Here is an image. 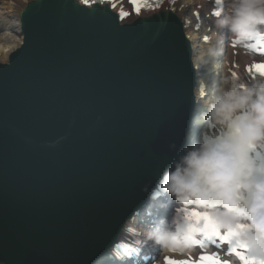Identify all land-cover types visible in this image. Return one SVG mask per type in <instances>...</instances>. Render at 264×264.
Masks as SVG:
<instances>
[{
    "label": "water",
    "instance_id": "1",
    "mask_svg": "<svg viewBox=\"0 0 264 264\" xmlns=\"http://www.w3.org/2000/svg\"><path fill=\"white\" fill-rule=\"evenodd\" d=\"M21 21L0 63V264H99L185 155L190 44L171 12L122 25L36 0Z\"/></svg>",
    "mask_w": 264,
    "mask_h": 264
},
{
    "label": "clouds",
    "instance_id": "2",
    "mask_svg": "<svg viewBox=\"0 0 264 264\" xmlns=\"http://www.w3.org/2000/svg\"><path fill=\"white\" fill-rule=\"evenodd\" d=\"M221 2L225 11L218 26L236 40L243 44L264 33V0ZM0 47H8L2 35ZM222 54L215 48L209 52L212 58ZM207 107L202 142L161 174L152 198L165 193L190 202L210 213L221 228L236 230L251 255L264 258V81L247 90L235 83L220 87ZM189 224L161 220L146 238L166 251L184 252L192 246Z\"/></svg>",
    "mask_w": 264,
    "mask_h": 264
},
{
    "label": "bare ground",
    "instance_id": "3",
    "mask_svg": "<svg viewBox=\"0 0 264 264\" xmlns=\"http://www.w3.org/2000/svg\"><path fill=\"white\" fill-rule=\"evenodd\" d=\"M30 1L31 0H0V35L6 37L8 45L7 49L0 47V61H4L0 63H6L9 59V52L11 55L23 42L21 12H23ZM79 3L83 4L81 0ZM104 3L105 2H102V4ZM114 3L115 12H128V9H130L126 5L125 0H114ZM212 6L213 5L210 2L204 0L201 2L198 10L199 12H196L195 9L198 7L196 0H174L167 8L184 20V25H186L184 33L188 37L187 40L190 44L192 53V63L196 68V103L189 124L190 128H188L186 135L187 144L183 149L185 154L188 150L192 149L194 145L202 142V136L207 130L203 121V114L208 111L207 105L211 102V99L218 88L230 86L234 81L241 90H247V88L254 82L261 81V79L255 77V75L249 70L250 68L252 69V61L258 60L255 58L256 56L248 52L245 55V52L240 51L239 49L235 50L232 47V45L236 43V39L233 35L231 34L229 36V41H224L225 38L219 36L215 30L216 25H218L216 23L218 22L208 16L205 17L204 12L206 13L207 9ZM156 14H158V12L149 15L150 17H153ZM131 19L134 20V17L131 16L127 20ZM225 44H230L228 50L224 46ZM214 48L222 51L223 54L216 58L210 57L209 52ZM239 70L242 73L247 72V79L251 83H247L245 86L242 79H240L238 75L235 76L234 71L238 73ZM256 74L259 75L260 73ZM243 78L245 79L244 75ZM225 81H228L229 83L226 85ZM199 130L203 133L198 134ZM212 131L215 132L217 130L213 128ZM192 210H198L201 212V209L196 206H194ZM184 213L183 203L178 204V216L176 217L177 220L175 223H181V221L185 220ZM127 222L128 223H126L125 227L122 229L123 233L121 238L128 236V229L132 224L137 226L138 220L136 215ZM140 229L143 233H147L144 228L140 227ZM130 231L133 233L136 232L135 229H130ZM213 251H218L222 259L230 257L224 254V249L216 250L212 247H207V253ZM202 252V250H187L184 252H176L175 255L178 259L187 257L195 260L196 258H199ZM160 256L164 257L165 254H161ZM228 259L231 263H234L231 258Z\"/></svg>",
    "mask_w": 264,
    "mask_h": 264
},
{
    "label": "snow or ice",
    "instance_id": "4",
    "mask_svg": "<svg viewBox=\"0 0 264 264\" xmlns=\"http://www.w3.org/2000/svg\"><path fill=\"white\" fill-rule=\"evenodd\" d=\"M216 15H219V13H216ZM260 39L264 40V36H261ZM236 43L239 44L240 41ZM254 68L264 75V64H257ZM249 70L251 71V68ZM185 215L186 218L194 221L188 225V238L192 241V245H198L200 249H205L207 243L217 248L221 247V245H227V248L224 249V254L227 256L235 255L241 264H264V258L251 255L249 246L239 239V234L236 230L221 228L210 213L198 210H185ZM238 227L245 228L248 226L240 225ZM197 236L202 237V239H197ZM165 264H231V261L221 259L218 251H214L211 254L205 251L201 253L198 261L190 259L174 260L169 257L166 258Z\"/></svg>",
    "mask_w": 264,
    "mask_h": 264
}]
</instances>
